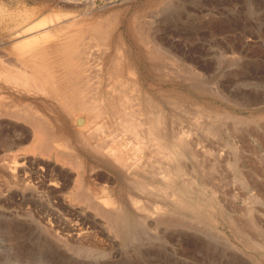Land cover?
Returning a JSON list of instances; mask_svg holds the SVG:
<instances>
[{
  "label": "rangeland",
  "instance_id": "rangeland-1",
  "mask_svg": "<svg viewBox=\"0 0 264 264\" xmlns=\"http://www.w3.org/2000/svg\"><path fill=\"white\" fill-rule=\"evenodd\" d=\"M56 14L120 21L116 33L126 40L134 70L145 88L154 82L162 94L169 130L187 138L175 146L190 175L177 176L155 207L141 198L150 212L127 204L124 220L107 223L73 202L71 167L33 154L29 143L4 150L13 132L4 125L13 122L3 119L0 264H264V0H0V40ZM140 34L157 51L155 80L142 64L147 47L136 41ZM161 56L170 61L158 62ZM170 68L190 80L169 77ZM201 107L227 116L209 117ZM135 162H126L133 167L128 174L137 172ZM103 168L95 169L107 175L95 180L99 187L122 183L127 190L124 177ZM158 177L146 178L164 185ZM43 183L66 188L56 194Z\"/></svg>",
  "mask_w": 264,
  "mask_h": 264
},
{
  "label": "bare ground",
  "instance_id": "bare-ground-1",
  "mask_svg": "<svg viewBox=\"0 0 264 264\" xmlns=\"http://www.w3.org/2000/svg\"><path fill=\"white\" fill-rule=\"evenodd\" d=\"M63 18L56 14L33 21L6 36V41L0 40V121L13 122L4 125L13 131L10 141L3 144V140L0 145L9 150L29 143L33 154L71 167L77 176L73 192H69L73 202L107 223L118 224L128 215L129 206L135 212H150L141 198L155 207L158 195L168 193L177 176L190 175L176 152L177 143L186 145L187 138L169 130L159 102L162 94L156 92L154 82L145 88L134 70L126 53V40L121 32L116 33L120 21L117 24L99 17L98 23H88L85 19ZM147 40L143 34L136 39L147 47L142 64L147 76L155 80L157 51L148 46ZM8 44L10 48L2 56ZM159 61L167 64L170 59L161 56ZM175 71L170 68L168 76L190 80L189 75ZM170 97L165 94L161 98L166 102ZM202 110L209 117L223 113ZM90 159L94 162L91 166L87 163ZM133 159L137 172L128 174L133 167L130 164L128 170L126 162ZM19 164L15 158L13 169L7 168L14 173ZM95 165L103 166L118 180L124 177L129 184L127 190L122 183L118 188L99 187L95 180L105 182L107 175L97 172ZM161 175L164 185L155 186L147 180L156 181ZM54 184L43 186L59 194L66 188Z\"/></svg>",
  "mask_w": 264,
  "mask_h": 264
}]
</instances>
